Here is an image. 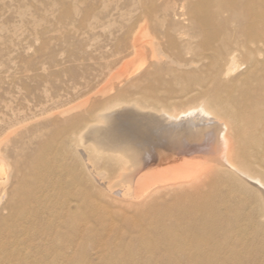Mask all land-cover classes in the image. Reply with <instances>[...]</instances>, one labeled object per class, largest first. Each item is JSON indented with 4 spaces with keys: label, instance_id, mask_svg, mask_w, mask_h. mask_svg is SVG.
Returning a JSON list of instances; mask_svg holds the SVG:
<instances>
[{
    "label": "rangeland",
    "instance_id": "374dc122",
    "mask_svg": "<svg viewBox=\"0 0 264 264\" xmlns=\"http://www.w3.org/2000/svg\"><path fill=\"white\" fill-rule=\"evenodd\" d=\"M216 5L217 0H0V165L5 169L0 174V264L203 263L185 255L192 247L190 234L177 244L159 229L142 233V222L135 229L118 218L110 223L106 214L94 219L88 211L84 218L67 217L63 227L60 210H51L57 215L46 219L40 205L49 211L52 203L44 198L47 181L39 163L60 151L69 125L85 108L151 94L162 104L196 98L200 88L191 85L184 96L181 87L208 70V64L197 62L204 53L201 19L215 16ZM246 76L238 64L229 77L240 86ZM146 102L137 104L150 107ZM180 158L170 166L207 162L209 156ZM232 202L227 201L231 209L239 205ZM147 203L140 212L151 213ZM235 251L234 261L211 263L264 264V241Z\"/></svg>",
    "mask_w": 264,
    "mask_h": 264
},
{
    "label": "bare ground",
    "instance_id": "6f19581e",
    "mask_svg": "<svg viewBox=\"0 0 264 264\" xmlns=\"http://www.w3.org/2000/svg\"><path fill=\"white\" fill-rule=\"evenodd\" d=\"M214 12L201 19L204 53L197 62L208 70L179 86L184 96L191 85L200 88L196 98L168 104L154 94L118 99L74 117L60 151L50 161L40 159L43 196L52 203L49 211L40 205L46 219L60 210L63 227L67 217L84 218L88 211L94 219L106 214L110 223L118 218L144 226L142 233L159 229L177 244L190 234L185 255L205 264L236 259L237 247L263 243L264 0H217ZM238 64L247 74L240 86L229 77ZM148 101L150 107L138 105ZM188 153L209 159L170 166ZM4 170L0 165V174ZM246 195L253 203L241 198ZM228 199L239 205L232 210ZM147 202L151 213L140 212Z\"/></svg>",
    "mask_w": 264,
    "mask_h": 264
}]
</instances>
